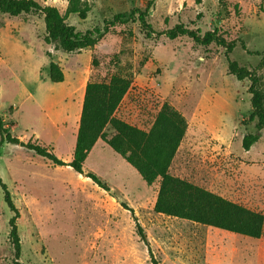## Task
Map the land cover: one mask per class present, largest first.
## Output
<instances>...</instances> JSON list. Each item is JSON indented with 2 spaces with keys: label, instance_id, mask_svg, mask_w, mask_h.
<instances>
[{
  "label": "rangeland",
  "instance_id": "rangeland-1",
  "mask_svg": "<svg viewBox=\"0 0 264 264\" xmlns=\"http://www.w3.org/2000/svg\"><path fill=\"white\" fill-rule=\"evenodd\" d=\"M37 1L63 14L69 4ZM84 1L87 18L70 14L67 22L83 32L109 30L95 47L72 53L44 41L40 15L0 12V116L12 135L71 161L88 82L117 75L131 81L117 117L149 131L165 102L185 116L188 128L172 175L264 214V130L249 151L242 146L244 135L255 130L248 122L250 81L229 73L224 47L159 34L179 23L202 34L217 29L237 42L229 57L264 77V0ZM137 10L146 12L152 37ZM118 14L123 17L114 21ZM51 62L61 66L64 81L50 79ZM107 132L109 138L115 133ZM0 176L19 210L23 264H264V233L251 238L156 212L160 180L147 184L102 139L81 174L4 142ZM124 204L145 229L155 261ZM13 216L0 185V264H14Z\"/></svg>",
  "mask_w": 264,
  "mask_h": 264
},
{
  "label": "trees",
  "instance_id": "trees-1",
  "mask_svg": "<svg viewBox=\"0 0 264 264\" xmlns=\"http://www.w3.org/2000/svg\"><path fill=\"white\" fill-rule=\"evenodd\" d=\"M89 10L90 7L84 0H69L65 14L58 7L43 5L37 0H0L1 13L10 16L36 14L43 17L46 28L44 41L47 44H55L57 49H62L67 53L95 47L104 33L109 30V27L106 26L103 32L99 28L83 32L67 22V16L70 14H78L81 19H86ZM137 11H139V19L146 30V35L152 37L154 30L146 20V12ZM122 17V14H118L114 21ZM159 34L165 35L171 40L185 36L200 45L216 43L226 49L229 73L240 81L246 79L250 81L248 92L251 94L252 113L248 117V122L253 123L255 130L246 133L242 141L243 149L249 151L260 140L261 132L264 130V77L258 72V68L250 69L238 61L232 60L229 54L235 49L237 42L228 40L217 29L202 34L198 28H190L179 23L159 32ZM242 47L246 49L243 42ZM255 53L260 54L259 51ZM49 77L53 82L64 81L65 74L58 63L51 62ZM130 86V80L117 75L112 76L108 82H88L71 161L61 159L54 151L42 144L25 142L12 135L2 116H0V146L4 142L20 145L51 161L54 165L70 166L75 172L81 174L86 159L97 142L102 139L136 168L147 184L151 185L158 179L160 180L154 206L156 212L251 238H260L264 233V214L262 212L231 201L170 173L171 164L188 128L185 116L176 108L165 102L149 131L140 129L116 116ZM108 128H112L115 132L110 138L108 137ZM86 176L100 187L108 189L107 183L103 182L95 173H87ZM0 185L8 207L14 212V216L9 222L10 239L15 256L14 264H23L19 261L21 256V237L17 224L19 210L1 176ZM124 207L128 208L126 204ZM131 212L136 223L137 234L154 259L145 229L138 221L133 209Z\"/></svg>",
  "mask_w": 264,
  "mask_h": 264
},
{
  "label": "crops",
  "instance_id": "crops-1",
  "mask_svg": "<svg viewBox=\"0 0 264 264\" xmlns=\"http://www.w3.org/2000/svg\"><path fill=\"white\" fill-rule=\"evenodd\" d=\"M75 145H76V143H75Z\"/></svg>",
  "mask_w": 264,
  "mask_h": 264
}]
</instances>
